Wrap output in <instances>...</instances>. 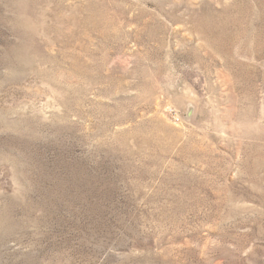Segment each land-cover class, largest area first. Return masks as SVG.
I'll return each instance as SVG.
<instances>
[{"label":"rangeland","instance_id":"obj_1","mask_svg":"<svg viewBox=\"0 0 264 264\" xmlns=\"http://www.w3.org/2000/svg\"><path fill=\"white\" fill-rule=\"evenodd\" d=\"M0 264H264V0H0Z\"/></svg>","mask_w":264,"mask_h":264},{"label":"water","instance_id":"obj_2","mask_svg":"<svg viewBox=\"0 0 264 264\" xmlns=\"http://www.w3.org/2000/svg\"><path fill=\"white\" fill-rule=\"evenodd\" d=\"M186 116H187V115L185 114V118H186Z\"/></svg>","mask_w":264,"mask_h":264}]
</instances>
